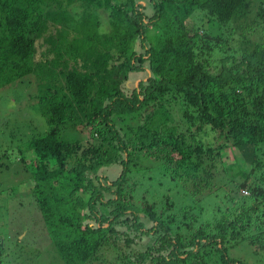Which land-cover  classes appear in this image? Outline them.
I'll list each match as a JSON object with an SVG mask.
<instances>
[{
	"label": "trees",
	"instance_id": "obj_1",
	"mask_svg": "<svg viewBox=\"0 0 264 264\" xmlns=\"http://www.w3.org/2000/svg\"><path fill=\"white\" fill-rule=\"evenodd\" d=\"M253 5L0 0V89L35 77L49 129L18 159L65 264H257L228 251L264 252V0ZM5 252L0 235V264Z\"/></svg>",
	"mask_w": 264,
	"mask_h": 264
},
{
	"label": "rangeland",
	"instance_id": "obj_2",
	"mask_svg": "<svg viewBox=\"0 0 264 264\" xmlns=\"http://www.w3.org/2000/svg\"><path fill=\"white\" fill-rule=\"evenodd\" d=\"M252 1L255 6L259 2ZM209 23L208 16H204L203 28L207 29ZM107 24L109 26L108 20ZM213 29L219 30L218 25H214ZM35 81L33 74H30L0 89V153H8L2 161L6 166L0 168V235L4 238L6 247L4 264H65L52 243L41 213L31 197L26 194L34 182L32 178H25V172L21 169L18 159L20 150H26L27 140L42 135L49 129L45 117L32 105L34 100H31V97L35 96L37 91ZM62 135L66 139L86 138L85 132L70 130ZM229 159L228 163L232 161ZM119 171L121 172V168L116 167L109 170V174L115 177ZM219 171H223L222 163H219ZM100 174L107 172L102 169ZM150 182L147 180L144 185ZM153 191L158 195L163 194L165 187L155 182ZM200 196L204 197L206 202L210 198L206 192ZM213 197L215 201L219 199L215 194L211 196ZM228 251L231 257L248 263L264 262V252H256L248 240L233 243ZM104 264L114 263L108 256Z\"/></svg>",
	"mask_w": 264,
	"mask_h": 264
}]
</instances>
